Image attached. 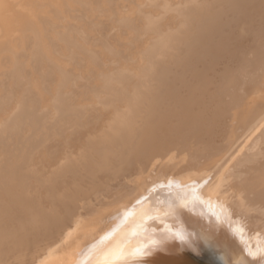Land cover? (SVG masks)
<instances>
[{
    "label": "bare ground",
    "instance_id": "1",
    "mask_svg": "<svg viewBox=\"0 0 264 264\" xmlns=\"http://www.w3.org/2000/svg\"><path fill=\"white\" fill-rule=\"evenodd\" d=\"M105 259L264 264V0H0V264Z\"/></svg>",
    "mask_w": 264,
    "mask_h": 264
},
{
    "label": "snow or ice",
    "instance_id": "2",
    "mask_svg": "<svg viewBox=\"0 0 264 264\" xmlns=\"http://www.w3.org/2000/svg\"><path fill=\"white\" fill-rule=\"evenodd\" d=\"M175 235V238L176 239H179V240H181L182 242L183 241H185V237L183 236V235H181V234H179V233H176V234H174ZM168 237L167 236H164V237H161V239L159 240V241H156V240H154L152 243H153V245L155 246V245H157V244H159V243H162L164 240H166ZM107 246H105V248H106ZM105 248H101V249H99V254H105ZM117 254H122V253H118V252H109V253H107V255H109V256H112V255H117ZM137 254H141V250L140 249H137ZM251 255H253V256H255L256 255V253H250ZM98 264H116V262L115 261H113V260H111V259H105V260H103V261H101V262H98Z\"/></svg>",
    "mask_w": 264,
    "mask_h": 264
}]
</instances>
